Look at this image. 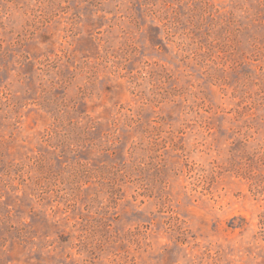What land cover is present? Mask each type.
<instances>
[{
    "label": "rangeland",
    "instance_id": "rangeland-1",
    "mask_svg": "<svg viewBox=\"0 0 264 264\" xmlns=\"http://www.w3.org/2000/svg\"><path fill=\"white\" fill-rule=\"evenodd\" d=\"M0 264H264V0H0Z\"/></svg>",
    "mask_w": 264,
    "mask_h": 264
}]
</instances>
